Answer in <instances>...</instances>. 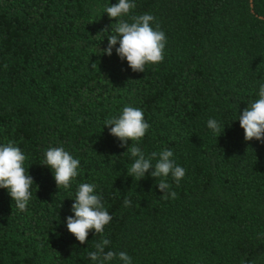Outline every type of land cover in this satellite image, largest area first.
I'll return each instance as SVG.
<instances>
[{
    "label": "trees",
    "instance_id": "trees-1",
    "mask_svg": "<svg viewBox=\"0 0 264 264\" xmlns=\"http://www.w3.org/2000/svg\"><path fill=\"white\" fill-rule=\"evenodd\" d=\"M117 2L0 0V144L22 149L35 182L26 211L0 188V264H93L104 238L132 264H264V144L236 120L264 84V0H134L130 15H153L166 35L163 61L144 72L100 51ZM125 106L150 124L137 146L169 149L186 170L179 186L167 178L175 199H161L152 169L127 175L131 141L120 147L104 125ZM51 147L80 162L67 190L42 165ZM82 183L112 216L85 244L66 226Z\"/></svg>",
    "mask_w": 264,
    "mask_h": 264
},
{
    "label": "clouds",
    "instance_id": "clouds-1",
    "mask_svg": "<svg viewBox=\"0 0 264 264\" xmlns=\"http://www.w3.org/2000/svg\"><path fill=\"white\" fill-rule=\"evenodd\" d=\"M135 8L134 0H118L116 4L106 7L104 13H107L109 19L115 20V23L111 25L107 47L100 51L102 55L111 56L115 48L119 58L122 61L126 60L133 72H144L146 65L163 61L166 35L159 24L152 26L155 20L153 15L147 13L130 15ZM125 16L129 19H123ZM117 45L119 46L116 47ZM94 66L95 64H92V67ZM236 120L244 131L245 141L255 139L264 144V84L259 87L258 99L239 112ZM104 125L111 126L110 135L121 141L120 147H125L128 141H131L125 153H130L134 162L127 168V175L139 181L152 169L150 175L158 179L157 186L164 193L161 199L167 200L169 197L175 199L177 194L174 191L169 192L170 184L167 178L171 176L179 186L186 170L175 163L172 159L173 152L169 149L146 155L137 146L136 142L140 141L150 128V124L144 119L142 109L125 106L119 115L110 117ZM207 127L213 134L221 133V125L214 118L208 119ZM27 159L22 149L15 146L14 142L0 144V188L8 191L15 207L20 211L27 210L32 198V185L35 184L33 177L29 174V168L26 170L24 166ZM42 165L52 170L57 188L63 187L67 190L78 176L80 162L63 147H51L44 153ZM95 187L90 183L79 184L71 206L73 215L66 218L68 232L80 244L88 241L90 231L102 235L105 226L112 220L103 198L95 193ZM130 204V200L124 201L125 207H129ZM109 243L108 239H101L95 244V250L88 252V257L93 264H109L114 259H118L123 264H132V258L123 251L119 253L105 251Z\"/></svg>",
    "mask_w": 264,
    "mask_h": 264
}]
</instances>
